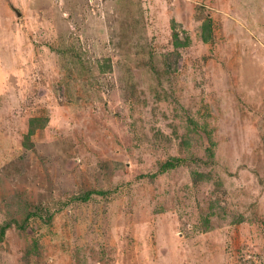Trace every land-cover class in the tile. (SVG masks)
<instances>
[{
    "label": "rangeland",
    "instance_id": "1",
    "mask_svg": "<svg viewBox=\"0 0 264 264\" xmlns=\"http://www.w3.org/2000/svg\"><path fill=\"white\" fill-rule=\"evenodd\" d=\"M0 264H264V0H0Z\"/></svg>",
    "mask_w": 264,
    "mask_h": 264
},
{
    "label": "trees",
    "instance_id": "2",
    "mask_svg": "<svg viewBox=\"0 0 264 264\" xmlns=\"http://www.w3.org/2000/svg\"><path fill=\"white\" fill-rule=\"evenodd\" d=\"M210 36H211V31L209 30V25L207 24V26L206 25L203 26V40L208 42L211 39ZM2 234L4 233L2 232Z\"/></svg>",
    "mask_w": 264,
    "mask_h": 264
}]
</instances>
